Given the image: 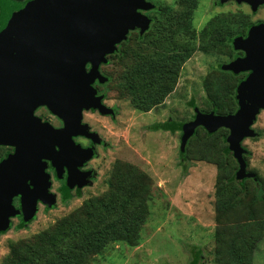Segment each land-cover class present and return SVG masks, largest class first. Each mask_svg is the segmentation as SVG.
I'll list each match as a JSON object with an SVG mask.
<instances>
[{
	"label": "water",
	"instance_id": "95a60500",
	"mask_svg": "<svg viewBox=\"0 0 264 264\" xmlns=\"http://www.w3.org/2000/svg\"><path fill=\"white\" fill-rule=\"evenodd\" d=\"M231 1L248 4L252 12L264 4V0L221 3ZM0 6V146L15 147V153L0 163L1 232L19 213L12 205L14 197H22L25 222L34 218L38 201L49 207L56 203L44 160L53 162L59 178L66 167L71 187L90 185L92 171L80 168L95 156V149L82 148L73 137L101 141L82 124V111L114 115L93 86L96 80L107 82L99 67L130 31L139 29L143 35L149 30L151 19L141 11L155 6L147 0H0ZM232 46L244 56L220 69L250 72L237 86L238 109L229 115L197 109L195 118L182 126L181 151L198 128L210 134L226 129L229 150L238 163L236 179H255L247 172L242 141L256 137L252 126L264 110V24L252 27L246 37L234 38ZM39 106L58 115L64 127L56 130L42 124L33 115Z\"/></svg>",
	"mask_w": 264,
	"mask_h": 264
},
{
	"label": "rangeland",
	"instance_id": "374dc122",
	"mask_svg": "<svg viewBox=\"0 0 264 264\" xmlns=\"http://www.w3.org/2000/svg\"><path fill=\"white\" fill-rule=\"evenodd\" d=\"M181 2L158 0L157 5L154 4L155 14L150 15L151 21L155 18L152 29L145 40L144 37L137 40L132 34L103 67L110 81L97 88L108 93V106L112 107L115 100L118 101L116 110L119 112L112 118L82 112L81 122L103 143L96 148V156L85 164V169L93 173L90 185L78 189L72 187L66 200L63 197L64 179L55 181L52 189L56 203L52 207L39 205L38 213L33 219L24 221L22 225L25 226L15 222L8 230L0 232V264L9 253L11 241L30 238L48 229L81 207L85 200L103 194L116 161L133 164L151 177V215L138 247L118 244L96 256L92 264H194L199 252L203 264H216L215 233L219 227L215 222L216 184L219 177L227 178L238 170L232 152H225L228 147L225 138L229 132L221 129L209 137L199 131L192 139L187 158L182 161V131L171 133L154 128L167 121L189 122L195 118L197 109L204 113L209 112V108L210 112L217 108L219 113H235L238 109L236 87L244 80L245 74L222 71L219 65L228 62L227 53L202 51L198 34L197 48L181 65L175 88L161 105L149 112L137 110L128 91L120 88L137 55L156 50L154 37L158 26L170 25L163 20L164 14L169 19L179 15L180 8H183ZM215 3L217 0H198L191 22L198 33L217 16L242 15L251 24L264 19V11L254 14L244 4L220 3L224 4L221 7ZM175 25L179 24L174 21ZM236 54L242 56L241 52L234 51L230 61ZM252 129L256 137L242 141L246 151L244 159L247 172L254 174L255 181L260 179L263 182L264 190V111L258 114ZM255 181L247 180L244 187L239 186L240 190L246 191L247 186L254 190ZM254 264H264V240L255 250Z\"/></svg>",
	"mask_w": 264,
	"mask_h": 264
},
{
	"label": "trees",
	"instance_id": "16d2710c",
	"mask_svg": "<svg viewBox=\"0 0 264 264\" xmlns=\"http://www.w3.org/2000/svg\"><path fill=\"white\" fill-rule=\"evenodd\" d=\"M197 2L194 0L190 8L185 7L186 14L182 9L174 18L169 19L164 14L163 20L170 25L158 26L154 37L156 50L137 55L136 62L124 75L120 88L128 91L135 109L149 112L173 92L181 65L197 48L198 34L202 51H225L230 58L235 51L232 40L245 36L251 25L246 16L222 15L215 17L198 33L191 24ZM174 21L179 25L173 26ZM183 21L184 25L181 24ZM235 102L238 106L236 93ZM213 112L229 115L234 111L219 113L217 108H213ZM184 123L167 121L154 129L175 133L182 131ZM199 131L209 137L214 135L198 128L188 141L185 152L180 151L182 161L187 158L192 139ZM226 151L231 153L229 146L225 147ZM247 180L255 181L237 180L236 173L217 180L215 222L219 227L215 233L216 264H254L255 250L264 240L263 182L260 179L255 181L254 190L249 186L246 191L240 190ZM152 186L153 181L145 171L133 164L116 161L103 194L85 200L81 207L48 229L30 238L11 241L9 253L1 264H92L96 256L105 254L118 244L138 247L143 241V228L151 215ZM71 188L69 184L63 188L66 200L70 197ZM246 199L250 202H245ZM193 263L203 264L200 252Z\"/></svg>",
	"mask_w": 264,
	"mask_h": 264
},
{
	"label": "flooded vegetation",
	"instance_id": "af4514ba",
	"mask_svg": "<svg viewBox=\"0 0 264 264\" xmlns=\"http://www.w3.org/2000/svg\"><path fill=\"white\" fill-rule=\"evenodd\" d=\"M11 1H14L16 3H23V2H25L27 0H11ZM147 1L148 2H152L153 5L154 4L157 5V1L158 0H147ZM181 1H182L181 3L183 5L182 6L183 8H180V9H182L183 10V13L186 14L185 7L187 6V8H190L193 5L194 0H193V2L191 0H181ZM231 2L236 3L235 1H231ZM220 3H221V0H217V3H215V4H216V6L223 7L224 4H220ZM227 3L229 4L230 2H227ZM243 4L251 9V6H249L248 4H245V3H243ZM1 10L2 9H1V6H0V17H1V12H2ZM251 11H252V9H251ZM258 11L259 12L260 11H264V4L263 5H260L258 7L257 11L252 12V13H254V14L255 13H258ZM141 12L143 14L147 15L149 18H151L150 15H152V13L155 14V9H152V10H149V11H146V12H143V11H141ZM187 16L189 17V14ZM154 19L155 18L152 19L150 28H149V30L146 33H148L152 29V25H153V20ZM260 24H264V19H262V20H260V21H258L256 23H254V24L252 23L250 25V27H248V30H247V32H246V34H245L244 37H246L248 35V33H249V31H250V29L252 27L257 26V25H260ZM146 33H144L143 35H141L140 34V30L139 29H135V30L129 32L127 38H129V36H131L133 34V35L136 36V39L138 40L139 38L144 37ZM126 41H123L119 45H117V50L115 51V53L107 56V63L101 64L100 67H99V71H100L101 75L104 76L105 78H107V82L104 83V84H101L98 80H96L95 83L93 84L94 88L97 90V95L103 97L102 103L106 107L111 108L114 111V115H109V117H111V118L113 116L116 117L117 116V113L119 112L118 110H116L117 105H118V101L115 100L116 103L114 104V106H112V107L108 106L107 105V95H108V93L106 91H104V92H102L101 90L99 91L97 87L98 86H103V85L107 84L110 81V77L104 72L103 67L104 66H107L109 64V57L112 56V55H114V54H117V52L119 51V48H120L121 44L124 43V42H126ZM242 56H244V53H242ZM227 60H228V62H230V58L229 57L227 58ZM228 62H223V63H228ZM220 65H219V68H220ZM87 69L88 70L90 69V65H88ZM249 73L250 72L244 73L245 74V78L244 79H246V77L249 75ZM83 111H85V112L90 111L91 114H93L92 116H95V117L97 115H101L96 110H83ZM33 115H34V117L40 119V121H41L42 124H49L50 126H52L56 130L62 129L64 127V121L58 115L53 114L46 106L36 107L33 110ZM101 116H103V115H101ZM73 141L76 144H79L82 148H85V149H87V148H94L95 149V156L97 154L96 148L99 147V146H101L103 144V143H101V144H95L93 142V140H91L89 138H86V137H82V136L73 137ZM14 153H15V147H13V146H0V163L2 161H4V160L8 159V157L10 155H13ZM44 162L46 163V172L50 175L51 188H50L49 192L55 195V193H53V189H52L53 183L55 181H57V180L62 181L64 179V181H63V187H64L67 184L68 169L66 167H64L62 176L59 178L58 177L57 169L53 166V162L50 161V160H44ZM85 168H86V165H84L83 167H81L80 168V171H82V172L90 171V170H87ZM74 188H77L78 189V187H74ZM12 205L14 206V209L16 211H18L19 213L16 216L10 218V227H12L15 224V222H17L19 226H22V227L25 226V225H22L24 223V218H25L24 217L25 211H24L23 206H22V197L21 196L14 197L12 199ZM39 205H43V203L41 201H38V204H37V213H38Z\"/></svg>",
	"mask_w": 264,
	"mask_h": 264
}]
</instances>
